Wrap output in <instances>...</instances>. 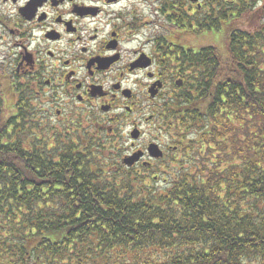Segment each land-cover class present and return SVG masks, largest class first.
<instances>
[{
  "label": "flooded vegetation",
  "instance_id": "af4514ba",
  "mask_svg": "<svg viewBox=\"0 0 264 264\" xmlns=\"http://www.w3.org/2000/svg\"><path fill=\"white\" fill-rule=\"evenodd\" d=\"M239 41L264 62V0H0V142L30 155L9 120H34L145 184L187 168Z\"/></svg>",
  "mask_w": 264,
  "mask_h": 264
},
{
  "label": "trees",
  "instance_id": "16d2710c",
  "mask_svg": "<svg viewBox=\"0 0 264 264\" xmlns=\"http://www.w3.org/2000/svg\"><path fill=\"white\" fill-rule=\"evenodd\" d=\"M250 45L229 44L239 73L230 70L224 83L210 76L211 119L192 125L188 167L167 173L163 187L133 178L96 144L52 138L34 120H9L21 136L30 132L31 154L18 146L10 154L0 142V259L264 264V62L255 48L252 62Z\"/></svg>",
  "mask_w": 264,
  "mask_h": 264
},
{
  "label": "rangeland",
  "instance_id": "374dc122",
  "mask_svg": "<svg viewBox=\"0 0 264 264\" xmlns=\"http://www.w3.org/2000/svg\"><path fill=\"white\" fill-rule=\"evenodd\" d=\"M225 45H226V43H225ZM224 49H225V47H224ZM51 123L53 125H55V122L53 120H51ZM55 130L57 131V129H55ZM46 133H50V131L49 132L48 131H44V134H46ZM96 145L98 146V148H100V146L98 144H96ZM174 166H175V163L172 164V167H174ZM157 173L159 174L158 180H155V181H153L152 179L148 180L147 185H149L152 188L163 187L166 184V181L168 179L167 178V172H161V173L157 172Z\"/></svg>",
  "mask_w": 264,
  "mask_h": 264
},
{
  "label": "water",
  "instance_id": "95a60500",
  "mask_svg": "<svg viewBox=\"0 0 264 264\" xmlns=\"http://www.w3.org/2000/svg\"><path fill=\"white\" fill-rule=\"evenodd\" d=\"M148 150H149L151 153L156 154V153L154 152V151L156 150V145L151 144V145L149 146ZM156 155H159V154H156ZM130 161H131V162L134 161V158L131 157V156L128 157V158L125 160V162H126V163H129V164H130Z\"/></svg>",
  "mask_w": 264,
  "mask_h": 264
}]
</instances>
